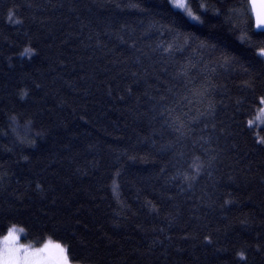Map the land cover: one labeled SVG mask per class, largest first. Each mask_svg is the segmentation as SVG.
Returning <instances> with one entry per match:
<instances>
[{"label": "trees", "instance_id": "trees-1", "mask_svg": "<svg viewBox=\"0 0 264 264\" xmlns=\"http://www.w3.org/2000/svg\"><path fill=\"white\" fill-rule=\"evenodd\" d=\"M187 3L204 23L169 0H0V237L73 264H264V32L249 0Z\"/></svg>", "mask_w": 264, "mask_h": 264}, {"label": "snow or ice", "instance_id": "snow-or-ice-1", "mask_svg": "<svg viewBox=\"0 0 264 264\" xmlns=\"http://www.w3.org/2000/svg\"><path fill=\"white\" fill-rule=\"evenodd\" d=\"M169 2L172 4L173 7L178 8V9H182L184 11L187 12V15L189 17H191L192 19L200 22V23H204V21L200 18V16L194 15L192 13V11L189 9L188 4L186 3V0H169ZM250 4H251V9L252 12L254 14L255 17V26L257 28H264V0H260V2L258 3L257 0H250ZM262 36H264V33H262ZM212 48H216V45L210 44L209 45ZM249 46L254 48V58L259 57L260 58V62L262 64H264V38L259 39L255 42L251 41V37H249ZM247 71V70H246ZM133 75L135 76L136 73H133ZM259 80V74L257 76H253L250 77L249 79L243 81L245 87L249 90H255L256 86H257V82ZM37 87H40V85H37ZM212 85L209 83L207 84L205 90H204V94L206 96H210L211 93L209 91V89H211ZM129 92H131V89H128ZM121 99H123V97H121ZM163 99V98H162ZM261 101L264 102V96L261 97ZM242 101L241 100H237V104H241ZM212 109V105L209 104V115H213L214 113L211 111ZM251 123V122H249ZM183 125H181L182 127ZM213 127H215V125H213ZM177 131H179V129H177ZM258 144L260 145H264V139H261L259 141H257ZM216 155L214 154H209L207 156V168L211 169L216 161ZM204 167L203 164L199 165L196 169H195V174L191 175V176H185V180L188 181H195L196 177L200 174V170ZM163 171V169H162ZM209 175H211V173H208ZM192 184L189 183V187H191ZM36 190H38L39 193H41V199H45L46 198V194H45V189L43 188V186L40 183H37L35 185ZM53 204H55V199H53L51 201ZM227 203V201L225 202ZM77 223H79V221H77ZM16 226L13 225L12 227H9L7 229V234L13 233L16 230ZM20 232H23L24 229L20 228L19 229ZM160 231H163V229H160ZM73 235H75V233H73ZM259 235V234H258ZM168 239H170V237H167ZM183 239H188V238H192L195 239V235L189 237L188 234L186 233L184 237H182ZM204 241L207 242L208 244L212 243V240L210 238L209 235H205L204 236ZM19 240V235H17V241ZM153 246L155 245L156 241L154 240L153 242ZM160 243H163V241H160ZM21 249L24 250L23 255H21ZM261 250V246L259 244L256 245V251H260ZM39 253H47L46 256L42 257V258H38V259H31L33 257H37V254ZM236 255L241 259L244 260L246 259L245 256V252L244 251H238L236 253ZM0 264H72V261L68 255V249L64 246H62L61 243H55L52 244L51 242L45 243L44 246L42 248L36 249L35 251L30 252L29 249L24 246V245H20L19 248H17L15 251H8L7 254L5 253L3 247H0Z\"/></svg>", "mask_w": 264, "mask_h": 264}, {"label": "rangeland", "instance_id": "rangeland-1", "mask_svg": "<svg viewBox=\"0 0 264 264\" xmlns=\"http://www.w3.org/2000/svg\"><path fill=\"white\" fill-rule=\"evenodd\" d=\"M186 3H187V0H186ZM187 4H188V3H187ZM177 9H178V8H177ZM189 9H190V8H189ZM179 10H181L182 12H184L185 15H186L190 20H192V21H196V20L192 19L191 17H189V16L187 15V12H186V11H184V10H182V9H179ZM192 13H193V12H192ZM193 14H194V13H193ZM194 15H195V14H194ZM250 122H251L250 124H255V125H257V126L262 125V124L264 123V102H262V104H261V106H260V108H259V110H258L256 116H255ZM16 228H18V227H16ZM19 229H20V228H19ZM6 234H7V232H6L4 235H6ZM18 235H19V240H20V242H21V243H24V244L26 245V247L29 249L30 252L35 251L36 249L42 248V247L44 246L45 243H48V242H51L52 244H55V243H56V242H53V241L47 240V241H44L43 243H41V244H39V245H33V244H30V243L24 242V241L22 240V232L18 233ZM23 252H24V250L21 249V255H23ZM46 255H47V253H39V254H37V257H33V258H31V259L42 258V257H44V256H46ZM72 264H73V263H72Z\"/></svg>", "mask_w": 264, "mask_h": 264}, {"label": "clouds", "instance_id": "clouds-1", "mask_svg": "<svg viewBox=\"0 0 264 264\" xmlns=\"http://www.w3.org/2000/svg\"><path fill=\"white\" fill-rule=\"evenodd\" d=\"M18 233H20L19 228L13 233L0 237V247H3L6 254L10 250L15 251L20 245L26 246L24 243H21L20 240L17 241Z\"/></svg>", "mask_w": 264, "mask_h": 264}, {"label": "water", "instance_id": "water-1", "mask_svg": "<svg viewBox=\"0 0 264 264\" xmlns=\"http://www.w3.org/2000/svg\"><path fill=\"white\" fill-rule=\"evenodd\" d=\"M257 2L259 3L260 0H257ZM249 4H250V0H249ZM250 8H251V4H250ZM251 12H252V9H251ZM252 17H253V22H254V26H255V17H254L253 12H252ZM255 29H256L257 31H263V32H264V28H257V27L255 26Z\"/></svg>", "mask_w": 264, "mask_h": 264}]
</instances>
